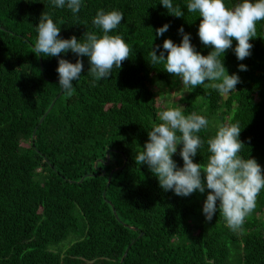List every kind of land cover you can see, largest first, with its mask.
I'll use <instances>...</instances> for the list:
<instances>
[{"label": "trees", "instance_id": "trees-1", "mask_svg": "<svg viewBox=\"0 0 264 264\" xmlns=\"http://www.w3.org/2000/svg\"><path fill=\"white\" fill-rule=\"evenodd\" d=\"M238 2L225 0L229 7ZM173 4L182 17L169 14L161 0H82L77 14L52 0H0V264H264V189L234 231L219 201L206 220L210 190L177 196L160 187L147 164L135 162L148 132L161 123L156 90L180 81L163 62L152 64V47L160 46L159 56L165 39L179 45L183 27L201 55L214 50L200 41L202 18L187 12V0ZM100 9L123 12L109 34L131 48L108 79L95 80L89 58L70 50L59 57L35 53L43 13L61 28L58 38L83 42L86 32L103 34L92 23ZM165 24L168 31L156 36ZM237 43L220 59L241 83L227 97L205 85L187 86L182 111L209 120L198 133L204 144L194 163H207V140L220 125L239 122V155L255 159L264 174V21L242 61ZM59 59L83 61L71 96L59 87ZM182 147L172 157L178 168Z\"/></svg>", "mask_w": 264, "mask_h": 264}, {"label": "clouds", "instance_id": "clouds-1", "mask_svg": "<svg viewBox=\"0 0 264 264\" xmlns=\"http://www.w3.org/2000/svg\"><path fill=\"white\" fill-rule=\"evenodd\" d=\"M53 6L79 13L82 0H52ZM161 4L169 14L179 18L184 15L181 6H174L173 0H161ZM188 13H198L201 17L198 36L203 45L212 47L207 56L201 55L191 44L190 34L184 33L181 27L178 31L182 35L179 45L171 39L163 42L164 51H157L160 46L152 47L149 53L153 65L164 63L169 74L179 77L183 86L199 85L211 87L221 95L226 96L241 83L238 75H229L221 60V55L232 47V41H237L234 52L238 60H244L251 55L253 45L249 43L257 35V22L264 21V0H240L231 7L225 0H187ZM124 14L112 10L97 11L92 23L102 30L98 36L94 32H86L84 41L75 36L61 39V28L54 23L51 16L43 13L38 26V37L34 45L36 54L47 57H59L69 50L78 57H88L90 63L89 74L95 80L108 79L113 66L121 68L122 62L129 58L131 48L121 35H110L121 21ZM169 25L156 30V36H162L168 31ZM165 51L167 57L165 58ZM59 87L68 96L75 89L73 81H77L83 71V61L77 59L73 64L66 59L58 60ZM239 70L246 71L245 65H239ZM213 82L206 84L205 82ZM183 107H168L158 113L161 123L156 124L148 132L149 141L143 146V151L135 157L136 164H147L157 177L160 187L173 190L177 196L187 197L199 191L210 190L203 205V213L207 221H211L219 210L225 218L227 226L232 230L239 229L247 215L256 206L259 193L264 189V174L261 166L253 158H243L239 155L244 144L239 136L241 129L239 122L222 124L215 135L207 140L208 156L206 164L194 163L193 157L204 144L198 135L209 125V120L192 112L185 115ZM179 133V135H178ZM183 145L180 156L183 167L178 168L172 159L177 152V146ZM206 178V184L202 181Z\"/></svg>", "mask_w": 264, "mask_h": 264}, {"label": "rangeland", "instance_id": "rangeland-1", "mask_svg": "<svg viewBox=\"0 0 264 264\" xmlns=\"http://www.w3.org/2000/svg\"><path fill=\"white\" fill-rule=\"evenodd\" d=\"M178 86L175 88H167L163 86L161 89L158 88L156 91L159 94L160 105L165 110L168 107H185V104L181 103L183 98H186L189 94L187 87L183 86L181 80L177 82ZM227 97V96H225Z\"/></svg>", "mask_w": 264, "mask_h": 264}, {"label": "water", "instance_id": "water-1", "mask_svg": "<svg viewBox=\"0 0 264 264\" xmlns=\"http://www.w3.org/2000/svg\"><path fill=\"white\" fill-rule=\"evenodd\" d=\"M110 182H111V180L109 181V185H110Z\"/></svg>", "mask_w": 264, "mask_h": 264}]
</instances>
